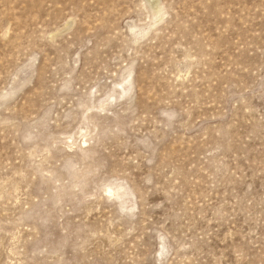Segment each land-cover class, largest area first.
<instances>
[{
    "label": "rangeland",
    "instance_id": "1",
    "mask_svg": "<svg viewBox=\"0 0 264 264\" xmlns=\"http://www.w3.org/2000/svg\"><path fill=\"white\" fill-rule=\"evenodd\" d=\"M0 264H264V0H0Z\"/></svg>",
    "mask_w": 264,
    "mask_h": 264
}]
</instances>
